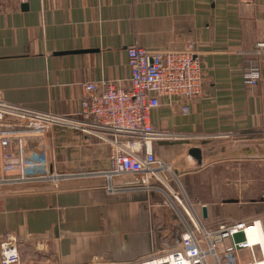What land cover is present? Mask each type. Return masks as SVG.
I'll list each match as a JSON object with an SVG mask.
<instances>
[{
	"label": "crops",
	"instance_id": "0c3cea01",
	"mask_svg": "<svg viewBox=\"0 0 264 264\" xmlns=\"http://www.w3.org/2000/svg\"><path fill=\"white\" fill-rule=\"evenodd\" d=\"M263 32L264 0H0V98L10 103L76 117L82 83L129 87L132 44L177 50L195 44L205 68V94L190 114L165 103L151 112L156 128L180 137L153 143L172 164L174 184L112 192L103 177L54 181L48 175L111 167L107 141L57 126L26 150L35 176L0 185V242L16 236L22 263L138 264L181 239L177 185L193 198L206 228L251 220L255 205L264 204V54L256 52ZM252 62L262 73L256 86L243 76ZM260 231L258 224L249 237Z\"/></svg>",
	"mask_w": 264,
	"mask_h": 264
},
{
	"label": "built area",
	"instance_id": "2783aa9c",
	"mask_svg": "<svg viewBox=\"0 0 264 264\" xmlns=\"http://www.w3.org/2000/svg\"><path fill=\"white\" fill-rule=\"evenodd\" d=\"M256 52L264 54V32L257 42ZM127 56L131 73L129 87L117 81L82 83L84 96L76 117L40 112L0 98V185L25 182L35 176L28 172L26 150L57 126L93 132L107 141L111 167L88 173L48 175L54 181L103 177L109 181L108 189L114 192L152 189L158 183L168 186V174L177 178L172 164L157 156L153 143L158 139L180 137L156 128L151 112L165 103L184 115L191 113L192 104L205 94L202 55L195 44L178 50L148 49L132 44L127 48ZM261 74L260 66L253 62L243 72L251 86L258 85ZM131 175L142 176L141 183L114 185L117 178ZM173 196L185 226L179 243L160 255L139 259L138 264H211L209 257L213 264H257L264 259V220L261 217L223 222L216 229H210L203 224L193 201L179 192H173ZM257 224L262 234L253 241L249 231ZM19 244L16 236L5 235L0 242V264H34L22 263Z\"/></svg>",
	"mask_w": 264,
	"mask_h": 264
},
{
	"label": "rangeland",
	"instance_id": "374dc122",
	"mask_svg": "<svg viewBox=\"0 0 264 264\" xmlns=\"http://www.w3.org/2000/svg\"><path fill=\"white\" fill-rule=\"evenodd\" d=\"M136 176V175H135ZM169 178H170V182H172V184H174V181L173 179H177V178H174L172 174H168ZM171 176V177H170ZM125 178H134V176H124L122 179H125ZM174 187V186H173ZM176 192H179L181 194V196H184L186 198H189L191 201H193L188 194H186L184 191L182 193V191L179 189L178 185H177V188H176ZM175 199V198H174ZM175 201L177 202V200L175 199ZM178 204V203H177ZM256 206V210H253V212H251L253 215V218H256V217H264V204L263 203H259ZM251 218V219H253ZM247 221V220H246ZM250 232V231H249ZM254 237V236H253ZM209 261L211 262V264H213V259L212 257H209Z\"/></svg>",
	"mask_w": 264,
	"mask_h": 264
},
{
	"label": "water",
	"instance_id": "95a60500",
	"mask_svg": "<svg viewBox=\"0 0 264 264\" xmlns=\"http://www.w3.org/2000/svg\"><path fill=\"white\" fill-rule=\"evenodd\" d=\"M23 6H27L25 3L23 4ZM190 153L193 154L199 161H201V150L198 147H193L190 150ZM236 199H231V200H226V202H236ZM203 216L204 218H206L208 216V208L207 206L203 207Z\"/></svg>",
	"mask_w": 264,
	"mask_h": 264
},
{
	"label": "bare ground",
	"instance_id": "6f19581e",
	"mask_svg": "<svg viewBox=\"0 0 264 264\" xmlns=\"http://www.w3.org/2000/svg\"><path fill=\"white\" fill-rule=\"evenodd\" d=\"M257 225H258V224H257ZM255 227L257 228V226H255ZM255 227H254V228H252V229H254V230H255V229H256ZM261 234H262V233H261V231H260V232H259V234H258L257 236L253 237L252 239H251L250 237H249V238H250L251 240H253V241H254V240H256V239L260 238ZM261 261H264V259H262V260L258 261V262H257V264H258L259 262H261Z\"/></svg>",
	"mask_w": 264,
	"mask_h": 264
}]
</instances>
